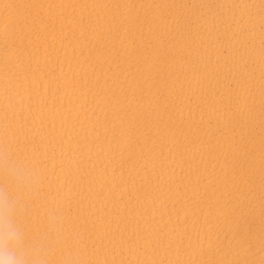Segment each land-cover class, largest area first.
<instances>
[{
  "label": "bare ground",
  "instance_id": "1",
  "mask_svg": "<svg viewBox=\"0 0 264 264\" xmlns=\"http://www.w3.org/2000/svg\"><path fill=\"white\" fill-rule=\"evenodd\" d=\"M261 3L0 0V136L91 264H264Z\"/></svg>",
  "mask_w": 264,
  "mask_h": 264
},
{
  "label": "clouds",
  "instance_id": "2",
  "mask_svg": "<svg viewBox=\"0 0 264 264\" xmlns=\"http://www.w3.org/2000/svg\"><path fill=\"white\" fill-rule=\"evenodd\" d=\"M46 183L45 169L0 136V264H91L84 233L58 199H47L34 216L32 203Z\"/></svg>",
  "mask_w": 264,
  "mask_h": 264
},
{
  "label": "snow or ice",
  "instance_id": "3",
  "mask_svg": "<svg viewBox=\"0 0 264 264\" xmlns=\"http://www.w3.org/2000/svg\"><path fill=\"white\" fill-rule=\"evenodd\" d=\"M5 7H11V5H5ZM260 8H261L262 13H264V3H261ZM9 27H10L12 30L15 29V25H14V24H13V25H10Z\"/></svg>",
  "mask_w": 264,
  "mask_h": 264
}]
</instances>
